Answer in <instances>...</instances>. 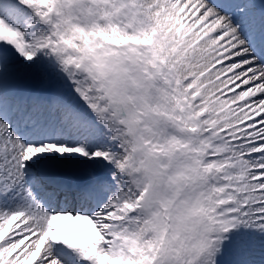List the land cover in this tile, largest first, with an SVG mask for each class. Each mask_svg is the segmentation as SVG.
Here are the masks:
<instances>
[{"label": "snow or ice", "instance_id": "obj_1", "mask_svg": "<svg viewBox=\"0 0 264 264\" xmlns=\"http://www.w3.org/2000/svg\"><path fill=\"white\" fill-rule=\"evenodd\" d=\"M0 264H264V0H0Z\"/></svg>", "mask_w": 264, "mask_h": 264}, {"label": "bare ground", "instance_id": "obj_2", "mask_svg": "<svg viewBox=\"0 0 264 264\" xmlns=\"http://www.w3.org/2000/svg\"><path fill=\"white\" fill-rule=\"evenodd\" d=\"M61 224H64L65 226L67 225V222H60ZM65 229L68 228V226L64 227Z\"/></svg>", "mask_w": 264, "mask_h": 264}, {"label": "rangeland", "instance_id": "obj_3", "mask_svg": "<svg viewBox=\"0 0 264 264\" xmlns=\"http://www.w3.org/2000/svg\"><path fill=\"white\" fill-rule=\"evenodd\" d=\"M61 225H62L63 228L66 227V226H68V224L66 226L64 224H61Z\"/></svg>", "mask_w": 264, "mask_h": 264}]
</instances>
